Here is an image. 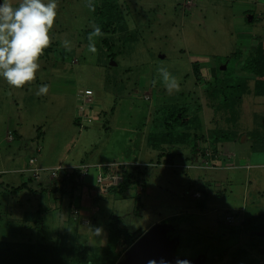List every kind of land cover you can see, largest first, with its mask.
<instances>
[{"label":"rangeland","instance_id":"rangeland-1","mask_svg":"<svg viewBox=\"0 0 264 264\" xmlns=\"http://www.w3.org/2000/svg\"><path fill=\"white\" fill-rule=\"evenodd\" d=\"M108 1L55 0L51 43L37 61L36 79L17 89L0 74V244L42 243L56 256L57 234L69 224L73 253L61 252L60 263L104 264L110 249L120 253L116 264H126L122 239L105 249L104 223L111 219L137 238L164 227L176 261L264 264V166L255 167L264 165V151L255 152L264 148V97L249 93L232 111L216 112L209 93L212 73L224 59L231 66L232 55L242 50L241 57L251 60L256 45L264 44V0ZM22 2L9 0L14 9ZM108 10L115 11L113 26L96 38L93 54L90 25L100 26V14ZM161 67L178 79V91L165 87ZM246 78L252 90L254 77ZM43 84L49 90L37 96ZM85 91L92 92L90 123L81 130L77 96ZM163 107L165 113L186 110L180 132L199 137L196 143L149 148V129ZM250 129L258 130L254 144ZM219 132L240 140L216 145L211 136ZM167 154L174 156L171 166ZM109 164L133 174L136 188L97 198L98 223L83 235L80 228L90 222L80 219L79 204L71 210L78 198L72 192L82 184L67 172ZM95 171L83 178L86 186L97 188ZM58 187L66 196L52 192Z\"/></svg>","mask_w":264,"mask_h":264},{"label":"trees","instance_id":"trees-1","mask_svg":"<svg viewBox=\"0 0 264 264\" xmlns=\"http://www.w3.org/2000/svg\"><path fill=\"white\" fill-rule=\"evenodd\" d=\"M111 9L113 8L111 7ZM114 12L115 11L112 10H108V13L105 12V14L101 12L102 14H100V17L102 18V22L99 27L101 28V31L103 33L105 32V28L107 26L112 25L113 22L110 21V17ZM108 18L109 23L106 22ZM241 51L242 50H237L234 55H232L231 66L226 59L223 60V63H221L220 67H225V71H220L219 67L216 71L212 73V77L210 78L212 82L209 86L211 87L209 93L211 99H213L214 101H216L217 104H219H214V109L216 110V112H220L223 109L232 111L235 107L240 105L242 97L249 93L253 94L255 97H264V44L256 45V48L254 50L255 52L253 53L254 55L251 60H247V58L241 57ZM237 71H240L243 77L237 76ZM246 76L254 77L252 90L248 87V79L246 78ZM185 113V109H174L168 113H165L164 107L157 111L156 115L154 116V119H156V121L151 124L146 142L149 145V148H151V150L163 151L165 149L164 147L166 146L173 147L186 145V140H191V145L196 143V140L199 137H197L196 135L190 136L189 134H183L182 132H180V129L184 128L182 120L184 119ZM249 137L251 141H257V133ZM211 139L212 143L216 145L217 143H232L240 140L237 139L236 136L226 134L225 132H219L217 134L213 133ZM259 151H264V148L260 149ZM167 156L168 159L165 160V164L171 166V159H173L174 156L171 154H167ZM75 175L77 176V173ZM122 175L124 177V183L121 186L116 188L110 186L104 188L97 187L96 189L103 191L104 194L112 195L125 194L127 191L134 189L137 183L134 181V179L136 180V178L132 179L131 175L133 174L128 175L126 172H122ZM73 177L75 176L73 175ZM59 185H64L63 180L59 179ZM81 186H85L88 188L90 187L86 186L85 183H82ZM1 188L2 187L0 185V189ZM76 190H73L72 196H74ZM18 191L19 189L14 190V192ZM52 192L59 193L60 196H65L66 194L65 191L61 190V187L56 188V190H52ZM78 199L79 195L75 201L76 209L78 208V204L80 205ZM98 213L99 212L96 211L94 213L93 220H91L93 224L95 222H98ZM120 224L121 222L119 220L112 221L111 219L104 223V226L107 229L108 233V242L105 249L108 248L111 243H114V240L122 239L121 246L123 247H121V249L124 252L127 251L138 239L137 235H131L126 230L120 229ZM245 224H247V222H245ZM57 249L56 250L58 253H56L55 256V254L50 252V250H54L48 248L47 245H43L42 243L35 246L23 244L15 246L11 245L6 247L0 244V259H2V262L5 261L6 264H21V262L22 264H24L26 261H32V264H63L62 262L60 263L61 252L68 251L69 253H73L71 249H63L59 247H57ZM82 253L83 254L81 258H83V256L85 255L84 252ZM104 255L105 257L102 259L104 264H116L119 260L120 253L114 254L110 249H108L105 250ZM51 256L54 257L51 259ZM71 261L73 260H70L69 262L65 260L64 263H82V261H75V263Z\"/></svg>","mask_w":264,"mask_h":264},{"label":"clouds","instance_id":"clouds-1","mask_svg":"<svg viewBox=\"0 0 264 264\" xmlns=\"http://www.w3.org/2000/svg\"><path fill=\"white\" fill-rule=\"evenodd\" d=\"M58 5L55 0L45 5L42 0H23L17 7L4 0L0 4V74L6 79L10 86L17 89L36 79V72L40 65V59L45 48L51 43L49 30L52 29L57 16ZM90 10L95 8L89 4ZM91 31L88 34V51L96 53V38L102 37L104 33L94 22L91 23ZM70 42L62 41V46L69 50ZM158 72L163 78L165 87L169 92L179 90V81L169 71L161 67ZM153 80L152 84L155 85ZM49 86L43 84L36 92L37 96L47 94ZM95 232L100 235L101 228ZM149 264H157L149 261ZM160 264H167L161 260ZM177 264H189L188 261L177 260Z\"/></svg>","mask_w":264,"mask_h":264},{"label":"built area","instance_id":"built-area-1","mask_svg":"<svg viewBox=\"0 0 264 264\" xmlns=\"http://www.w3.org/2000/svg\"><path fill=\"white\" fill-rule=\"evenodd\" d=\"M91 99L92 92L91 91H85L81 92L77 96V103H78V115L77 119L80 121V127L81 130L85 128V126L90 123L88 115H86V112L89 111V105L91 107ZM97 170V172L95 171ZM58 171H63L62 168H59ZM92 171H95L94 173V182L95 185L99 188L104 187H119L124 183V177L122 175L123 170L119 165H100V166H91V165H84L77 167L74 172H70L69 176H75L74 179H77V183H84L83 178L86 176H89ZM69 173V172H67ZM77 173V176L75 175ZM64 174V173H63ZM79 180V181H78ZM71 210L76 211L77 209L75 207V203H73V206ZM74 214V213H73Z\"/></svg>","mask_w":264,"mask_h":264},{"label":"water","instance_id":"water-1","mask_svg":"<svg viewBox=\"0 0 264 264\" xmlns=\"http://www.w3.org/2000/svg\"><path fill=\"white\" fill-rule=\"evenodd\" d=\"M167 231L164 227L153 226L128 249L126 264H149V261L161 260L167 264H177L172 258L173 243L166 238Z\"/></svg>","mask_w":264,"mask_h":264},{"label":"crops","instance_id":"crops-1","mask_svg":"<svg viewBox=\"0 0 264 264\" xmlns=\"http://www.w3.org/2000/svg\"><path fill=\"white\" fill-rule=\"evenodd\" d=\"M254 98H257V97H255L254 96ZM252 114H254V113H252ZM258 133V130L257 129H253V130H249V131H247V133ZM243 133H246L245 131L243 132ZM259 139V137L257 136V140ZM250 142L252 143V144H254V142L253 141H251L250 140ZM255 152H261V151H255ZM254 153V152H253ZM254 154H256V153H254ZM253 157V156H252ZM235 158L237 159V157L235 156ZM167 160V159H166ZM91 166H93V165H91ZM166 166H168V165H166ZM170 166V165H169ZM231 165H229V166H227V167H224V168H228V167H230ZM262 166H264V165H260V164H256V168H260V167H262ZM68 167H71L70 165H68ZM232 167V166H231ZM230 167V168H231ZM255 167H254V169H255ZM238 168H240V167H238ZM247 168H249V166H247ZM253 167L251 166L250 167V169H252ZM249 169V170H250ZM14 172H17V170L16 171H14ZM70 173V172H69ZM93 178V177H92ZM86 185V184H85ZM90 187L88 188V187H85V186H82L81 188H79L78 189V191H80V192H75L74 193V195L75 194H77L78 193V195H79V199H78V201H79V203H80V219L81 220H87V221H89L90 222V226L87 228H83V227H81L80 229H81V231H82V234L83 235H85L86 234V232H88V230L90 229H92L93 227H96L95 226V224L97 225V223L98 222H95L94 224L91 222V220H93V217H94V213H95V211H96V209H95V201H96V199L97 198H101V200L102 201H104L105 199H107V197L108 196H110L109 194H104L103 193V191H101V190H98V189H96V188H93V187H91L92 185H89ZM135 188H136V186H135ZM128 192V191H127ZM126 194V193H125ZM125 194H120V196H123V195H125ZM66 196V195H65ZM69 197H70V195L68 196V204H69ZM72 197V196H71ZM140 198L138 197L137 198V200H139ZM69 208V207H68ZM69 210V209H68ZM64 226H63V228H62V230H60L59 232H58V234H57V238H56V241H57V243H58V240H59V248H63V249H73L74 248V246H72L71 244H75V240L73 239H71V241H72V243H71V241L69 240L68 241V239H70V236L68 235V233H71V231H72V225L70 226L69 224H63ZM71 230V231H70ZM74 236V235H73ZM90 237V234L89 235H87V237ZM64 239V241H65V243L68 241V243H66V244H68L67 246L66 245H64V246H62L61 245V240H63ZM77 243V242H76ZM71 245V246H70ZM88 246H89V243H88Z\"/></svg>","mask_w":264,"mask_h":264}]
</instances>
